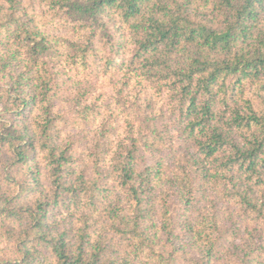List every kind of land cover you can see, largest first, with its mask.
Instances as JSON below:
<instances>
[{"label": "trees", "instance_id": "16d2710c", "mask_svg": "<svg viewBox=\"0 0 264 264\" xmlns=\"http://www.w3.org/2000/svg\"><path fill=\"white\" fill-rule=\"evenodd\" d=\"M0 264H264V0H0Z\"/></svg>", "mask_w": 264, "mask_h": 264}, {"label": "rangeland", "instance_id": "374dc122", "mask_svg": "<svg viewBox=\"0 0 264 264\" xmlns=\"http://www.w3.org/2000/svg\"><path fill=\"white\" fill-rule=\"evenodd\" d=\"M115 30H116V28H115ZM116 39H117V41L122 42V45H124V47L121 49L120 54H119V57H120L119 58L120 59L119 64H120V66H123V65H125V62L128 59V57L131 56L132 46H130L131 44H124V41H123L124 38L122 36L121 30H119V31L116 30ZM166 122L167 121H164V119H162L161 125H163V123H166ZM181 142L182 141L180 140L179 143H181ZM192 149L193 148L190 146V148H187L186 150L188 152H190ZM154 159H155V157L151 153H147L146 156H145V159H144L145 165L151 164L153 161H155ZM214 193H216V192L215 191H211V192L207 193L208 195L204 198L203 203H201V204L199 203V208L196 210L195 215H198L201 211H204L205 207H211L210 199L213 196H215ZM215 203H216V205L218 206V208L220 210H223V208L226 206V205L224 206L223 202H219L218 200H215ZM236 221H237V218H236ZM226 224H227V222H226Z\"/></svg>", "mask_w": 264, "mask_h": 264}]
</instances>
